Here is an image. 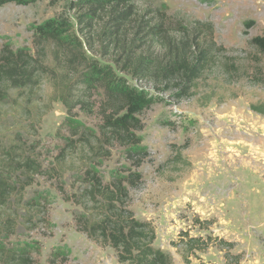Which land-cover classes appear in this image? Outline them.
Returning a JSON list of instances; mask_svg holds the SVG:
<instances>
[{"label": "rangeland", "instance_id": "374dc122", "mask_svg": "<svg viewBox=\"0 0 264 264\" xmlns=\"http://www.w3.org/2000/svg\"><path fill=\"white\" fill-rule=\"evenodd\" d=\"M25 1L0 6V54L5 44L24 50L37 61L38 80L23 87L0 82V172L11 147L16 161L32 158L40 171L11 198L15 227L0 234L1 257L10 261L25 250L31 259L13 264H121L114 248L76 227L82 207L74 194L82 193L85 164L96 166L105 184L140 173L138 185L127 186L129 208L152 224L154 247L170 251L175 264H264V114L251 108L264 102V56L249 44L264 35V0H140L94 13L80 0ZM51 18L74 27L85 57L156 98L139 114L137 134L148 151L139 168L125 147L106 144L104 91L82 84L87 68L77 52L37 42V25ZM115 21L122 24L114 28ZM211 27L214 41L202 40ZM183 43L192 46L189 56L210 50L198 78L184 90L179 80L154 82V64ZM141 58L148 71L135 76ZM68 117L84 135L66 126ZM14 176L25 180L21 170ZM195 237L199 245L187 250ZM58 249L64 254L52 262Z\"/></svg>", "mask_w": 264, "mask_h": 264}, {"label": "trees", "instance_id": "16d2710c", "mask_svg": "<svg viewBox=\"0 0 264 264\" xmlns=\"http://www.w3.org/2000/svg\"><path fill=\"white\" fill-rule=\"evenodd\" d=\"M80 1L85 6H90L89 12L94 13V11L98 12L106 7H113L115 10L116 7L132 5L140 0ZM8 2L23 4L26 1L0 0V6ZM88 18L90 17L88 16ZM121 24L122 21H115L114 28ZM246 25L250 26L249 23H246ZM73 28L65 20L51 18L37 25L34 36L41 40L37 41L38 43L48 42L42 40H54L52 42L57 43L58 47L68 48L69 51L77 52L82 64L87 68L81 77L82 84L88 88L98 86L104 91L105 99L100 109L102 117L100 128L106 144L116 143L125 147L128 156L135 160L134 166L139 168L144 158L148 155L146 146L141 144V139L137 134V131L143 127L139 114L151 107L155 103L156 98L144 90L131 85L124 76L117 74L111 65L101 64L93 58L88 59L85 57V54H82V43L74 35ZM211 28L210 32L208 31L210 35L203 36L202 40L210 38L211 41H214L213 27ZM202 30L199 29L201 34L203 33ZM156 32L158 33L157 29L154 32L150 31L149 35H153ZM249 44L257 48L260 56H264V35L253 37ZM188 45L189 48L192 47L190 43H183L180 52L173 56H167L164 62L160 60L154 64L156 70L154 82L169 86L168 82L172 81V79L179 80L184 90L186 84L198 78L210 57V50L204 47L199 49L197 55L189 56L186 52ZM77 54H72L71 60ZM33 60L31 55L24 50L20 49L15 52L9 44H5L0 54V82L9 80L12 87H23L35 83L38 80L36 76L38 69L35 67L37 61ZM258 63H260V60H258ZM134 66L136 71L133 74L135 76L148 71V67H146L145 63L143 64V58L139 59ZM262 75L264 77V73ZM262 81H264V78ZM84 102L82 101V103ZM251 108L258 113L264 114V102L251 104ZM72 112L73 107L68 106V113L71 115ZM73 118L68 117L66 119V126L75 134L84 135L86 130ZM85 140L89 141L87 138ZM102 143L104 142L101 140L98 147L102 148L104 146ZM89 144L92 143L89 141ZM11 148V150L7 151V158L4 160L5 163H3L6 171L0 172V234L9 232L15 227V218H13L11 213L14 211L11 198L14 194L16 196L22 194L25 188L32 183L29 179L32 170L40 171V166L32 158L23 157L21 160L16 161L15 149ZM92 149H94L93 146ZM19 165L21 167H18ZM82 167V177L79 179L82 193L74 194L76 203L82 207V210L75 212L74 215L77 229L87 234L89 238L98 244L114 248L121 264H175L170 251L154 247L153 242L156 234L152 224L148 221L139 220L129 208V188L138 185L140 173L130 170L129 173L115 177L112 182L105 184L103 178L96 170V166L83 164ZM17 170L23 172L25 180L15 179L14 174H17ZM21 200H23V196L17 199L18 202ZM11 209L13 211L10 212ZM188 241L186 243L187 250H194L201 239L195 237L190 238ZM62 251L58 249V251L51 253L50 260L57 262L61 258L60 256L64 254ZM20 253L19 255H14L15 257H12L10 261L3 259L1 253L0 258L5 264L31 259L29 252L21 250Z\"/></svg>", "mask_w": 264, "mask_h": 264}]
</instances>
